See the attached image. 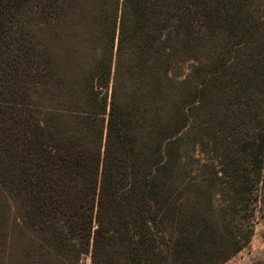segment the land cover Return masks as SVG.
<instances>
[{"label":"trees","instance_id":"1","mask_svg":"<svg viewBox=\"0 0 264 264\" xmlns=\"http://www.w3.org/2000/svg\"><path fill=\"white\" fill-rule=\"evenodd\" d=\"M75 19L68 81L34 27ZM263 210L264 0H0L2 260L225 264Z\"/></svg>","mask_w":264,"mask_h":264},{"label":"rangeland","instance_id":"2","mask_svg":"<svg viewBox=\"0 0 264 264\" xmlns=\"http://www.w3.org/2000/svg\"><path fill=\"white\" fill-rule=\"evenodd\" d=\"M25 20L30 22V15H27ZM81 29L76 19L66 27L58 29L56 33L51 32L44 24L34 27V33L42 48L48 54L52 52L55 55L58 69L68 81H74L75 70L78 66H82L83 61L89 64L92 61L90 57L91 45L86 41L81 42ZM28 48L30 49L29 56L34 58L37 53L35 48L32 45ZM57 94L59 96L52 99L46 91H43L42 94L35 97L43 119H49V114L53 112L52 107H61L58 102L62 99L63 94L59 91ZM2 255H5V258L2 260L0 257V264H22L21 261L24 262L21 246L15 240L9 241ZM225 264H264V210L258 214L251 244Z\"/></svg>","mask_w":264,"mask_h":264}]
</instances>
